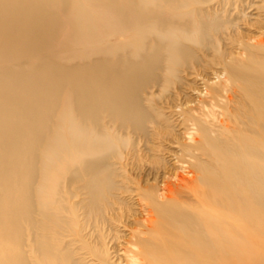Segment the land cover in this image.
Listing matches in <instances>:
<instances>
[{"label": "bare ground", "instance_id": "1", "mask_svg": "<svg viewBox=\"0 0 264 264\" xmlns=\"http://www.w3.org/2000/svg\"><path fill=\"white\" fill-rule=\"evenodd\" d=\"M214 1L0 0V264H86L84 254L115 264L105 234L121 216L134 220L131 264H230L259 247L249 225L257 237L264 35H240L256 0ZM67 32L79 51L40 57ZM76 55L101 58L67 65ZM219 67V81L185 104L194 130L182 172L162 185L160 166L134 178L123 162L173 137L157 100Z\"/></svg>", "mask_w": 264, "mask_h": 264}, {"label": "rangeland", "instance_id": "2", "mask_svg": "<svg viewBox=\"0 0 264 264\" xmlns=\"http://www.w3.org/2000/svg\"><path fill=\"white\" fill-rule=\"evenodd\" d=\"M220 1V0H216ZM254 7L256 11L252 10V13H256V16L251 17L250 23L243 24V31H240V35L250 36H261L264 35V0H256ZM214 1V3H216ZM212 3V4H214ZM51 11L55 12L57 15L65 18V13L63 7H51ZM246 34V35H245ZM71 34L67 32L59 41H56L58 44L57 48L54 50H49L42 52L40 57L42 58H49L52 59L54 56L56 59L62 60L66 59L65 56L62 54L68 52H75L79 51L81 48L73 47V40L70 36ZM239 37V36H237ZM126 40H120L119 38L113 39V42L116 44H122ZM147 42H150L147 40ZM94 48H98L97 46ZM228 49V53H240V49L238 46H234V48H230V46L226 47ZM101 58L100 55L95 56H88V57H81V56H71L68 59L69 66H86L93 61H97ZM37 59V58H35ZM32 59V64L36 65L37 60ZM223 67H219V72L215 69L206 68L205 71L199 72L201 76H197L196 74H192L191 77L186 80V75H184V81L180 84L173 85L167 93H163L161 98L157 100L158 107L163 110V114L166 118H168V123L165 125L164 131L167 133H171V139L167 141L165 138L162 137V141L158 140L154 144L147 145L143 142L139 149V154L134 157H128V162H123L127 165V171L131 172L134 178L138 177L140 173H143V183L146 182L148 178L151 167L152 166H160L161 170L159 173L154 172V174H158L159 176V185H162L163 179L166 177L168 180L174 178L176 174L182 172V166L178 164V157H182L183 152V144H188L189 142L187 134L190 133L193 129V123L190 121V117L187 115H182L185 112L186 102H193L197 103L199 98L201 97V93H205L206 85L208 83L207 80H211V82L217 83L219 81L218 73L223 72ZM223 78V77H221ZM211 84V83H209ZM208 84V85H209ZM212 85V84H211ZM155 93L156 97L159 96L158 88L155 87L153 90H149V94ZM166 94V95H165ZM161 95V93H160ZM158 98V97H157ZM223 101V100H222ZM220 106H223V103H220ZM215 110L217 113H222L219 107H216ZM186 121V122H185ZM173 126L171 128L170 126ZM175 138H180V141H176ZM146 145V146H145ZM148 149H157V152L145 150V147ZM161 149V150H159ZM173 152V153H172ZM174 155V156H172ZM167 166L168 170L165 171L164 167ZM143 170V171H142ZM151 182L155 181V177L150 178ZM137 197H134L133 200L128 198V204H131L133 208H137ZM127 208V207H126ZM134 208V209H135ZM145 211V209H143ZM124 211L127 213V209L124 208ZM138 213L140 211L138 210ZM127 215V214H126ZM129 220L128 216L120 217V222L116 221L114 224L115 231L109 232L105 234L107 248L109 249L110 256L113 258V263L115 264H131V258L128 257V251L130 246L127 245V240L130 238L131 228L129 227L130 224H134V220ZM128 222L130 223L128 225ZM261 233L256 237V232H254V227L249 225V228H252V231H249L250 242L253 243L257 242L259 247L257 249L251 248L246 252H234L230 257V264H264V215L261 221ZM119 227V228H116ZM121 228V229H120ZM256 237V238H255ZM189 246L194 249V245L189 243ZM82 256V255H81ZM118 256V257H117ZM82 258L84 259L86 264H98L97 260L94 257H90L88 255H83ZM220 264V263H217Z\"/></svg>", "mask_w": 264, "mask_h": 264}]
</instances>
